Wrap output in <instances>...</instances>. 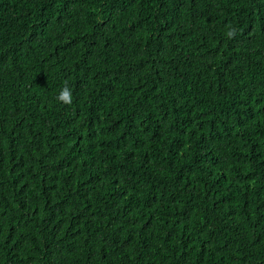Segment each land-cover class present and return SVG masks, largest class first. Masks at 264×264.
<instances>
[{
	"label": "trees",
	"instance_id": "16d2710c",
	"mask_svg": "<svg viewBox=\"0 0 264 264\" xmlns=\"http://www.w3.org/2000/svg\"><path fill=\"white\" fill-rule=\"evenodd\" d=\"M0 264H264V0H0Z\"/></svg>",
	"mask_w": 264,
	"mask_h": 264
},
{
	"label": "clouds",
	"instance_id": "9594fccd",
	"mask_svg": "<svg viewBox=\"0 0 264 264\" xmlns=\"http://www.w3.org/2000/svg\"><path fill=\"white\" fill-rule=\"evenodd\" d=\"M229 35H232V33H229ZM72 90L68 86L67 82H65L64 86L59 91V94L57 96V100L65 105H70L72 103Z\"/></svg>",
	"mask_w": 264,
	"mask_h": 264
}]
</instances>
